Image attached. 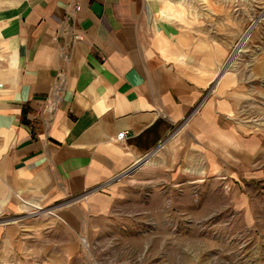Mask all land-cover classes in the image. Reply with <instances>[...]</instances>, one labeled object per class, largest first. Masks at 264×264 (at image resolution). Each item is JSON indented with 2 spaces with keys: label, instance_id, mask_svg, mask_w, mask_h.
<instances>
[{
  "label": "crops",
  "instance_id": "1",
  "mask_svg": "<svg viewBox=\"0 0 264 264\" xmlns=\"http://www.w3.org/2000/svg\"><path fill=\"white\" fill-rule=\"evenodd\" d=\"M177 1L0 0V182L49 211L48 264H94L102 253L129 264L145 248L160 259L184 241L142 230L177 228L162 213L204 211L211 188L224 190L198 133L220 101L209 96L203 52L195 73L201 33L189 7L174 16ZM239 151L249 164L252 151ZM152 152L131 180L115 181Z\"/></svg>",
  "mask_w": 264,
  "mask_h": 264
},
{
  "label": "rangeland",
  "instance_id": "2",
  "mask_svg": "<svg viewBox=\"0 0 264 264\" xmlns=\"http://www.w3.org/2000/svg\"><path fill=\"white\" fill-rule=\"evenodd\" d=\"M177 2L178 15L174 16L178 19L189 7L191 23L201 33L195 37V73L200 74L203 69L208 73L209 96L215 95L220 101V115H209L208 123L198 133L212 144L211 176L224 175L226 180L223 191L211 188L207 197L209 205L204 211H185L186 207L180 205L179 211L162 213V219H176L181 226L142 230L147 235L160 233L168 240L181 238L184 242L177 251L168 244L163 257L154 260L148 258L152 249L145 248V258L130 260L129 264H264V0ZM201 25L206 28L205 34ZM198 53L204 60L208 58L207 69L201 68L196 59L200 58ZM206 102L204 99L193 110L182 122L183 126L201 114ZM239 149L252 151L249 164L240 163L244 160L239 157ZM215 155L223 157V163L221 159L216 162L219 157L214 158ZM141 161H144L141 168L150 164L153 152ZM25 202L28 201L11 195L0 182V228L3 229L0 264H48L43 258L44 251L50 248L46 221L51 215L30 202L33 207H26ZM7 235L26 241L10 245ZM96 258L94 264H121L111 253ZM50 263L63 264V261L55 259Z\"/></svg>",
  "mask_w": 264,
  "mask_h": 264
},
{
  "label": "built area",
  "instance_id": "3",
  "mask_svg": "<svg viewBox=\"0 0 264 264\" xmlns=\"http://www.w3.org/2000/svg\"><path fill=\"white\" fill-rule=\"evenodd\" d=\"M128 131H122L119 133L116 137L117 142H122L127 139L128 137ZM144 164V161H140L137 165L132 166L128 171L124 172L123 174L119 175L115 181H121L122 179H125L127 177H132L137 173V171L141 168V166Z\"/></svg>",
  "mask_w": 264,
  "mask_h": 264
},
{
  "label": "bare ground",
  "instance_id": "4",
  "mask_svg": "<svg viewBox=\"0 0 264 264\" xmlns=\"http://www.w3.org/2000/svg\"><path fill=\"white\" fill-rule=\"evenodd\" d=\"M144 165V164H143ZM25 204L26 205H28V206H26V207H33L31 204H29L28 202H25ZM37 208V207H36Z\"/></svg>",
  "mask_w": 264,
  "mask_h": 264
}]
</instances>
